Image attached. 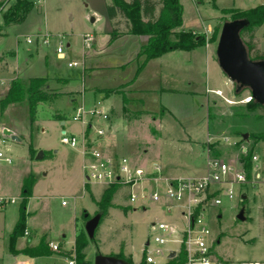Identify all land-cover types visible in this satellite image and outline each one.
I'll use <instances>...</instances> for the list:
<instances>
[{
	"label": "rangeland",
	"instance_id": "obj_1",
	"mask_svg": "<svg viewBox=\"0 0 264 264\" xmlns=\"http://www.w3.org/2000/svg\"><path fill=\"white\" fill-rule=\"evenodd\" d=\"M32 1L0 0V78H8L11 85L17 79L29 83L31 77H46L34 122L29 119L27 93L23 94V100L9 105L0 114V125L16 127V135L20 137V141L8 138L7 152L13 157V163L0 161V195L16 199L15 203L0 204V264L24 260L31 264H68L69 256L77 259L76 250L70 249L76 232L83 234L87 241L85 264H94L98 253L131 257L133 264H144L146 242L156 233L151 223L165 221L181 226L177 211L169 213L160 202L150 200L131 203L127 186L85 185L81 155L62 143V132L66 130L69 135L81 138L84 127L89 128L72 119L80 106L85 111L97 107L108 113V120L98 116L91 120V133L108 129V121L117 113L113 108L107 109V99L91 91L101 88L105 96L124 99L123 115L126 113L131 120L139 118L141 124L130 144L123 142L125 151L119 152L120 155L146 169L157 164L177 177L202 176L208 159L200 144L210 130L208 151L209 145L218 142L219 158L241 163L251 179L250 166L242 157L248 149L264 158V106L249 108L250 88L238 89L231 81L218 62L216 49L223 24L237 19L236 11L254 8L264 0H181L183 24L174 29L172 38H176L179 31L192 30L206 37L211 51L208 55L200 53L195 64L194 54L176 50L165 58L149 61L143 71L139 68L145 56L139 53L146 42L144 39L149 37L127 33L125 17L109 21L106 9L112 0ZM160 7L157 6V13ZM114 27L123 35L110 46L108 32ZM45 32L51 35L48 45L36 38L38 33ZM28 37L33 39L32 43H27ZM241 38L251 60H264V24L242 30ZM59 45L64 50L62 57L56 53ZM69 62L78 65L69 66ZM188 77L198 88L196 99L183 98L176 93L186 89ZM207 83L209 88H221L225 92L212 93L205 102L203 92ZM160 86L172 91H159ZM9 88L0 86V99ZM111 90L113 92H107ZM85 92L89 93L88 97ZM72 98L78 100L73 102ZM157 120L176 126L182 123L186 130L177 126L171 134L187 132L198 140V145L193 149L175 146L164 132L158 137ZM245 133L250 136L243 142L241 134ZM151 135H155L152 142ZM107 136L108 132L103 135L105 139ZM30 147L34 148L32 154ZM40 151L43 156L38 159ZM28 173L35 176L33 196L26 206V228L30 234L20 236L15 248L22 243L26 248L48 240L64 245L60 254L55 251L30 258L13 253L17 255L15 258L8 257L11 234L23 207L21 184ZM109 188L113 189L111 206L99 205ZM237 189L247 198L241 200L239 194L229 200L224 196L223 205L214 210L215 216H210L212 233L219 241L215 246L216 254L228 261L264 262V182L248 183ZM63 200L68 204L63 205ZM104 210L94 238L89 239L85 230L87 220ZM241 211H244V219L238 218ZM176 244L168 243L166 251L177 249ZM46 249L52 252L49 243ZM172 259L166 256L159 263L178 264L181 254Z\"/></svg>",
	"mask_w": 264,
	"mask_h": 264
},
{
	"label": "built area",
	"instance_id": "obj_2",
	"mask_svg": "<svg viewBox=\"0 0 264 264\" xmlns=\"http://www.w3.org/2000/svg\"><path fill=\"white\" fill-rule=\"evenodd\" d=\"M41 1L33 0L32 2ZM58 37L63 38L61 35ZM36 38L46 45L51 41V35L48 32L38 33ZM26 41L32 43L33 39L28 37ZM56 53L60 57L64 55L62 46L59 45L56 48ZM68 65H78V63L69 62ZM2 85L9 87L10 80L0 78V86ZM215 93L222 95L220 90H216ZM95 116L108 120L106 110L94 107L90 111H85L83 106H80L79 110L72 115V119L81 122L83 126L92 127L91 120ZM6 128L8 127L0 125V161L11 164L13 157L7 152L8 138L11 136L4 132ZM106 132L108 129H97L91 137L84 131L81 138L69 135L66 130L62 132V143L78 149L85 159L83 165L85 182L105 186L115 184L127 186L130 189L131 203H137L140 200L160 202L167 212L171 213L176 210L181 220V226L165 221L151 223V228L156 233L146 242L147 252L144 257L146 263L161 264L159 260L166 256L169 257L168 254L170 255L172 250L166 251L167 244L175 242L178 246L174 249L175 257L179 254L184 255V260L180 264H264L262 261H228L217 255L215 246L219 241L212 233L210 219V216H215L214 210L223 205L222 197L233 200L240 194L242 200L243 195L246 194L238 191V186L264 182V158L258 154H252L250 179L248 171L241 163L225 161L211 155L209 150L208 168L204 176L172 178L164 174L159 165L155 164L151 169H146L135 165L127 156L106 154L101 148L102 141L100 140ZM228 140L229 138L226 137L225 141ZM7 202L15 203L16 199L0 195V204ZM62 204L67 205L68 201L63 200ZM217 214L221 217L220 212ZM24 234L28 235L29 231L26 229ZM49 245L53 251H62L58 243L50 242ZM166 252H168L167 255ZM73 257L69 256L68 264H77Z\"/></svg>",
	"mask_w": 264,
	"mask_h": 264
},
{
	"label": "trees",
	"instance_id": "obj_3",
	"mask_svg": "<svg viewBox=\"0 0 264 264\" xmlns=\"http://www.w3.org/2000/svg\"><path fill=\"white\" fill-rule=\"evenodd\" d=\"M161 5L158 13L157 6ZM227 12V9H224ZM183 13L184 7L181 0H112V3L107 5L106 16L109 21L114 20L117 17H125L128 20L127 29L130 34H143L149 38L145 43L142 44L139 55L145 56L143 63L140 65L141 70L148 61L156 59L164 55L165 53L184 50L189 51L199 46L206 45V37L196 34L194 31H179L176 38H172L174 29L180 27L183 24ZM25 16V15H24ZM235 18L247 19L249 24L244 29H250L253 26H261L264 24V3L254 8L236 11ZM235 20V19H234ZM6 22V21H5ZM243 29V30H244ZM108 34L110 35L108 44L111 45L113 42L118 40L123 33L118 31L115 27L112 28ZM126 34V33H125ZM1 35V34H0ZM46 77H31L29 83H22L20 80L12 81L7 94L0 99V114L6 110V108L16 102L23 100L22 96L27 93L29 96V119L31 122L36 120L38 99L43 93L40 91L46 85L44 81ZM45 84V85H44ZM109 93L113 92L107 91ZM106 94H109L107 93ZM249 108L258 109L264 105L258 103L254 99H250L248 103ZM125 112V111H124ZM244 134H241L242 141L246 142L248 139H244ZM250 136V135H249ZM264 138V135H262ZM218 144H211L210 153L213 156L219 157L220 152L216 148ZM252 150L248 151L242 157V160L249 166H251ZM30 153H34V148L30 147ZM35 183V176L33 173L27 174L22 185V197L23 207L20 211L19 218L11 234L10 241V252L16 254H24L30 257L47 256L52 254L51 251L47 250L48 242L42 241L38 245L29 246L19 251L15 248L16 242L20 236L24 235L26 228V217H27V203L33 196L32 190ZM111 187H119L118 185H112ZM113 189H107L103 193L99 205L104 207L111 206L110 200L112 198ZM105 210L101 214H105ZM87 246V241L83 234H79L76 237L75 250H76V263L85 264V253L84 249ZM122 257V256H119ZM145 256H143L144 264ZM125 258V257H122ZM132 263L131 257L125 258ZM173 260V259H172ZM184 255L181 254V260L178 264L182 263ZM133 264V263H132Z\"/></svg>",
	"mask_w": 264,
	"mask_h": 264
},
{
	"label": "crops",
	"instance_id": "obj_4",
	"mask_svg": "<svg viewBox=\"0 0 264 264\" xmlns=\"http://www.w3.org/2000/svg\"><path fill=\"white\" fill-rule=\"evenodd\" d=\"M209 28V30H211V26H209L208 27ZM5 34V33H4ZM7 34V33H6ZM1 37V36H0ZM120 39V38H119ZM118 39V40H119ZM118 40H116L115 42H113L114 44L118 41ZM144 41H147L146 39H144ZM112 43V44H113ZM142 43V42H141ZM111 44V45H112ZM211 44V43H210ZM210 44L208 43L207 45H204V46H199V47H196L195 49H192V50H189V51H184V50H180L181 52H188V53H192V54H194V57H193V60H194V62H195V64H196V60L198 59V57H199V55H200V53H201V55H203L204 54V52L206 53V55H208L209 54V50L211 51V46H210ZM110 45V46H111ZM174 52H176V50L175 51H171V52H168V53H165L164 55H162L161 57H159V58H156V59H162V58H165L166 56H167V54H170V53H174ZM190 58H191V55H190ZM152 60H155V59H152ZM151 61V60H150ZM149 63V61L146 63V65L141 69V71H143L145 68H146V66H147V64ZM191 66V65H190ZM37 77V76H36ZM50 78V77H49ZM63 79V78H62ZM185 82H186V89L185 90H182V91H180V92H176L178 95H180V96H182L183 98H188V99H190L191 100V98L193 97L194 99H196V95H197V93H198V88H197V86H196V84L194 83L195 81H193L192 80V78L190 77H188L186 80H185ZM195 84V85H194ZM104 89V88H103ZM164 89H166V91H168V90H171L172 91V88H170V89H167V88H164V87H162V86H160L159 87V91H165ZM216 90H220V91H222V92H225L223 89H221V88H216V89H213V88H209V86H208V83L206 84V92H203V95L205 96V102H208L209 100H210V94H212V93H215V91ZM91 91L92 92H94V93H98L99 95H101L103 98H105V99H107V101H108V107H107V109H109L110 110V108L112 109H114V111L117 113V115L116 116H114V118L112 119V120H109L108 121V133H109V136H107V138L105 139V137H103L102 136V147H103V150L105 151V153L106 154H109V155H116V156H119L120 154H119V152H124L125 150L123 149V147H122V144H123V142L124 143H129L130 144V142H131V139H133V138H135L134 136H136L138 133H137V130L139 129V125H141L139 122V118H137V119H135V120H131V119H129L128 117H126V113L123 115V112L126 110L125 109V103H124V99H122L121 100V98L120 97H118V96H112V95H110V96H105V93L101 90V88L99 89V91H97V88L96 89H91ZM173 91H176V90H174L173 89ZM68 93V92H67ZM202 93V92H201ZM216 94V93H215ZM89 96V93H87V92H85V96L86 97H88ZM85 97V98H86ZM192 98V99H193ZM84 99V98H83ZM73 102H76L77 100H78V98H72L71 99ZM123 101V102H122ZM163 107H164V109L166 110L167 108L163 105ZM167 110H169V109H167ZM119 111H120V113H119ZM146 110H144V112H145ZM138 113H140L139 111H137ZM145 114H147V113H145ZM171 114L173 115V113L171 112ZM162 121V120H161ZM161 121H159V120H157L156 121V125H157V127H158V132H157V135H158V137H162V133L164 132V134H165V137H169V140H170V143L171 144H174L175 146L176 145H181V146H183V147H186V146H190L191 147V149H193L195 146H197L198 145V140H196V139H193L192 137H191V135H189V133H187V132H185L184 133V135L183 134H171V132L170 131H173L174 129H177L176 127L178 126V128L179 127H182L183 128V130H186V128L183 126V124L182 123H178L179 125H172V124H164V122H161ZM62 124H64V122H62ZM121 124H124V125H121ZM154 126V125H153ZM123 128V129H122ZM154 128H156L155 126H154ZM154 128H152V129H154ZM10 129V128H9ZM17 128L15 127V128H11V130L16 134V130ZM84 131L87 133V135H89V136H91V137H93V135H94V133H91V129H90V127L89 128H87L86 130H85V127H84V130L81 132V136L83 135V133H84ZM124 131H125V133H124ZM122 133H124V135L122 134ZM154 133V132H153ZM156 135V136H157ZM155 136V135H154ZM153 135H151V138H150V140H151V142L153 141V137H154ZM209 137H210V130L208 131V133H207V136H206V139H205V141H202L201 142V144L200 145H202V147H204V149H205V152H206V154H207V156H208V146H207V142H208V140H209ZM100 139V140H101ZM154 139H156V138H154ZM161 139V138H160ZM200 141H201V139H200ZM209 145V144H208ZM182 147V148H183ZM129 148H130V145H129ZM79 153H80V155H81V164H82V169H83V165H84V163H85V159H84V157H83V155H82V153L78 150V149H76ZM122 152V153H123ZM123 156H125V155H123ZM68 162V161H67ZM70 162V161H69ZM133 162V161H132ZM71 163V162H70ZM134 163V162H133ZM135 165H138V166H140V167H142L141 165H139V164H137V163H134ZM157 165V164H156ZM162 168V167H161ZM208 168V167H207ZM207 168L205 169V172H204V174L202 175V176H204L206 173H207ZM83 171H84V169H83ZM162 171H163V173L164 174H166L167 176H169V177H172V178H184V177H177V176H174V175H172V174H169V172H168V170H163L162 169ZM29 174V173H28ZM202 176H197V177H202ZM23 181H24V179H23ZM23 183V182H22ZM87 183L85 182V185H86ZM21 185H23V184H21ZM21 191H22V186H21ZM28 230V229H27ZM29 231V230H28ZM29 234H30V231H29ZM28 234V235H29ZM77 232L75 233V235H74V238H73V243H72V245H71V248L70 249H73L74 247H75V243H76V237H77ZM47 242L48 243H50L51 241H48L47 240ZM30 244V243H29ZM29 244H27V245H29ZM65 244V243H64ZM26 246V244H20V245H18L17 247H16V249L17 250H22V248H24L25 246ZM60 246H61V250H62V248H64L65 249V247H64V245L61 243L60 244ZM52 250V249H51ZM53 252H55V251H53L52 250V253ZM57 253H61V252H57ZM19 255V254H18ZM24 255V254H23ZM17 255H15V254H13L12 252H10L9 251V254H8V257H10V258H15ZM27 256V255H26ZM27 257H30V256H27ZM39 257H43V256H39ZM30 258H33V257H30ZM35 258H37V257H35ZM27 262H29L28 264H31L30 263V261H28V260H24V261H21V262H15L14 264H24V263H27Z\"/></svg>",
	"mask_w": 264,
	"mask_h": 264
},
{
	"label": "water",
	"instance_id": "obj_5",
	"mask_svg": "<svg viewBox=\"0 0 264 264\" xmlns=\"http://www.w3.org/2000/svg\"><path fill=\"white\" fill-rule=\"evenodd\" d=\"M94 21V17H92ZM249 24L247 19H235L226 21L220 31L216 55L223 71L231 78V81L238 85V89L250 88L251 99L264 105V60H251L248 50L241 38L242 30ZM4 132L14 140L20 141V137L11 129H4ZM244 139L249 135L245 133ZM43 151H40L37 158H42ZM247 196L243 195L242 200ZM88 217V214L85 215ZM102 214L98 213L89 218L85 224V230L89 239H93L95 231L100 223ZM239 219H244V211L239 213ZM148 244V243H147ZM176 256L172 251L169 258ZM94 264H132L125 258L117 255H105L98 253Z\"/></svg>",
	"mask_w": 264,
	"mask_h": 264
}]
</instances>
